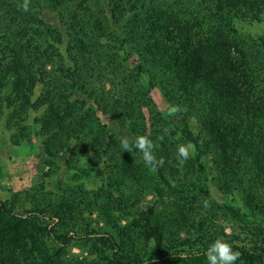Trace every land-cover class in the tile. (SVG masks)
<instances>
[{"label": "trees", "instance_id": "1", "mask_svg": "<svg viewBox=\"0 0 264 264\" xmlns=\"http://www.w3.org/2000/svg\"><path fill=\"white\" fill-rule=\"evenodd\" d=\"M28 1L33 5L25 11V2L0 0V115L4 108H14L16 113L18 105L39 107L46 103L49 113L60 120L59 110L43 93L31 100L38 83L49 93L46 86L55 80L70 84L73 90L89 97L99 96L89 83L101 80L102 74L122 76L129 88L140 84L158 88L168 102L166 114L171 115L170 109L176 106L185 115L180 131L194 146L196 171L206 174L213 168L221 174L224 194L232 195L235 190L242 194V206L229 201L224 207L246 224L253 248L250 251L231 244L240 253L234 264H264V202L258 196L255 181L263 179L259 174L264 175V154L260 152L259 159L254 154L237 155L228 121L234 116L250 120L258 117L261 126L255 127L264 136V36L255 40L237 36L239 22L264 23V0H187V8L180 10H167L160 0ZM42 7L59 16L67 35L63 52L59 48L64 43L62 33L45 23ZM76 8L85 9L86 17L81 19ZM143 77L147 78L143 81ZM144 92L137 93V97L145 102ZM115 93L108 91L105 94L110 95L105 98L119 107L138 101L132 95L127 98ZM110 101L104 105H110ZM69 110L71 115L74 111ZM139 113L129 117L141 118ZM91 115L93 119L95 113L92 111ZM59 120L56 126L61 133L72 128V120L71 124ZM75 139L80 140L78 136ZM92 141L89 149L97 145ZM48 145L46 140L45 151L54 159L55 153L48 150ZM67 146L65 143L58 148L67 151ZM102 150L108 152L106 148ZM67 153L65 177L77 183L54 208L60 212L52 215L58 220L56 229L62 230H54L50 235L53 240L68 242L63 217L81 218L90 209V195L95 194L105 201L103 213L117 226L124 244L116 246L110 242L108 247L115 252L106 264H143L149 259L154 260L153 264H205L204 253L214 240L204 239L197 251L183 257H170L159 240L149 247L151 236L138 232V220L128 219L120 226L113 218V210L120 211L118 215L123 217L129 215L120 197L109 200L102 187L86 186L85 178L92 169L82 165L85 146L74 144ZM209 154L212 167L208 169L205 157ZM157 168L162 175L161 168ZM53 169L50 171L57 172V165ZM203 192L208 195L206 187ZM31 224L30 218L14 214L0 203V264H50L46 248Z\"/></svg>", "mask_w": 264, "mask_h": 264}, {"label": "rangeland", "instance_id": "2", "mask_svg": "<svg viewBox=\"0 0 264 264\" xmlns=\"http://www.w3.org/2000/svg\"><path fill=\"white\" fill-rule=\"evenodd\" d=\"M160 1L165 3L167 10L187 8L188 4L187 0ZM24 2L27 7L33 5L28 0H19L18 4ZM75 10L81 19L86 17L85 9ZM41 17L62 33L63 42L67 39L56 12L42 7ZM237 30V36L255 40L264 36V23L244 20L239 22ZM66 44L64 42L59 46L61 52ZM129 60L134 63L132 58ZM125 67L129 69V65ZM48 70L54 71L50 66ZM92 76L95 77V73L92 72ZM116 78L121 81H116ZM116 78L102 74L101 80L94 84L91 81L89 85H93L95 95H99L96 97L74 91L70 84L57 83L56 80L52 81L53 85L46 86L50 91L45 93V88L38 83L31 97L32 102L43 93L59 110L60 120L49 113L46 103L39 107L18 105L16 113L11 107L3 109L0 115V203L14 214L30 218L35 234L39 235L40 243L46 248L45 255L50 264H106L108 257L115 252V249H109L110 242L116 246L124 244L117 226L108 221L103 213L105 201L95 194L90 195V209H86L81 218L66 220L63 217L62 221L67 225L65 230H68L67 243L50 237L54 230H62L56 229L58 220L52 215L60 212L54 208L77 183L65 177L67 152L77 144L85 146L82 165L92 169L91 175L85 178L86 186L91 189L102 187L109 200L120 197L129 215L123 217L118 215L120 211L113 210V218L119 221L120 226L125 225L128 219L138 220V232L151 236L147 241L149 247L159 240L170 257H183L188 252L197 251L204 239L223 238L229 244L251 251L253 246L249 243L251 234L248 227L224 207L229 201L242 206L241 192L235 190L232 195L224 194L221 174L210 168V154L205 157L207 168H210L206 174L196 171L194 147L188 159L183 162L178 159V146L190 143L180 131L184 114L177 111L167 115L168 102L158 88L141 87V84L140 87L129 88L122 76ZM146 78L143 77V81ZM112 90L116 92L115 96L119 94L130 98L132 95L133 100L138 98V101L134 104L125 102L119 107L108 97L105 98L110 95L105 93ZM140 92L147 94L145 102L137 97ZM107 101L110 105L105 106ZM125 106L128 107L125 109ZM68 108L74 111L71 115H68ZM129 108L132 110L127 112ZM92 111L95 113L93 119L92 115L89 116ZM134 112H140L141 118L129 117ZM58 120L69 121L70 124L72 120V128L61 133L56 126ZM251 120L235 116L228 119L233 130L231 142L237 155L254 154L259 159L260 152L264 154V136L255 127L260 128V119ZM139 135L152 141V153L162 175L157 167L152 171L145 165L143 153L138 149L124 150L121 141L127 139L131 144ZM76 136L80 140L75 139ZM46 140L50 142L48 150L55 153L54 159L45 151ZM91 140L97 145L89 149ZM65 143L69 146L67 151H60L58 147ZM161 159L163 164L158 163ZM56 165L57 172L50 171ZM259 176L263 179L255 180L256 188L264 202V175L260 173ZM247 177L244 176V179ZM205 187L208 195L203 192ZM118 216H121L120 219ZM153 262L149 259L143 264Z\"/></svg>", "mask_w": 264, "mask_h": 264}, {"label": "clouds", "instance_id": "3", "mask_svg": "<svg viewBox=\"0 0 264 264\" xmlns=\"http://www.w3.org/2000/svg\"><path fill=\"white\" fill-rule=\"evenodd\" d=\"M25 11H27V3L24 5ZM170 111L175 113L178 111V108L173 106ZM124 150L138 149L143 153V161L145 165L149 166L152 171H155L157 167L156 158L152 153L153 144L150 139L144 135L137 136L132 143L130 144L127 139L121 141ZM191 143L181 144L177 148L178 159L186 160L191 154L193 149ZM159 164H163L161 159ZM208 264H234L235 261L240 257L239 251H234L232 245L225 241L223 238H217L211 242L204 253Z\"/></svg>", "mask_w": 264, "mask_h": 264}]
</instances>
